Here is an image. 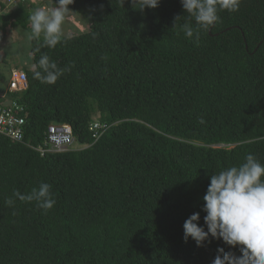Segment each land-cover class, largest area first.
Masks as SVG:
<instances>
[{
  "label": "trees",
  "instance_id": "trees-1",
  "mask_svg": "<svg viewBox=\"0 0 264 264\" xmlns=\"http://www.w3.org/2000/svg\"><path fill=\"white\" fill-rule=\"evenodd\" d=\"M36 1L0 11V30L30 34L34 62L22 70L29 89L9 96L25 107V143L0 134V264H212L219 247L240 255L222 240L185 242L183 224L199 212L203 225L212 174L249 153L264 164V0L220 10L207 30L181 0L143 12L131 0H74L69 13L89 31L54 48L32 38L30 16L55 0ZM44 54L70 69L54 84L34 77ZM13 70L0 58L1 94ZM96 120L107 126L100 138ZM53 123L70 125L76 143L42 156L27 144L43 145ZM42 182L51 209L14 196Z\"/></svg>",
  "mask_w": 264,
  "mask_h": 264
},
{
  "label": "clouds",
  "instance_id": "clouds-1",
  "mask_svg": "<svg viewBox=\"0 0 264 264\" xmlns=\"http://www.w3.org/2000/svg\"><path fill=\"white\" fill-rule=\"evenodd\" d=\"M73 2L55 0L56 7L50 10L35 9L30 16L32 38L38 39L43 34L44 45L49 48L60 43L62 25L66 15L72 11L70 5ZM159 3L160 0H131L133 9L141 12L146 8L154 9ZM240 3L241 0H181L185 13L205 30L220 19V10L236 12ZM181 17L174 18V25ZM183 28L187 37H193L189 24L185 23ZM196 38H199L198 34ZM38 66L40 70L34 72V77L47 84H54L70 70L58 67L47 54L40 57ZM51 189V184L42 182L30 193L16 191L14 196L20 201H35L39 208L47 211L56 203ZM203 201L202 211L206 213L204 223L200 224L199 212L191 214L183 224L185 242L191 238L197 247H203L205 242L211 243L212 239H216L230 248L239 249L240 255H236L223 247L217 248L212 264H264V164L249 153L239 166L212 174ZM8 203L12 204L13 200L9 199Z\"/></svg>",
  "mask_w": 264,
  "mask_h": 264
},
{
  "label": "built area",
  "instance_id": "built-area-1",
  "mask_svg": "<svg viewBox=\"0 0 264 264\" xmlns=\"http://www.w3.org/2000/svg\"><path fill=\"white\" fill-rule=\"evenodd\" d=\"M28 79L23 71L13 70L9 75L5 93H0V134L10 139L13 143H25L26 119L22 116L25 107L17 100L10 99V94L22 93L29 89ZM107 126L95 121L91 124L90 130L95 138H100L106 132ZM76 143L73 129L67 124L53 123L49 126L47 136L43 145L32 147L42 156L47 153L68 152Z\"/></svg>",
  "mask_w": 264,
  "mask_h": 264
},
{
  "label": "rangeland",
  "instance_id": "rangeland-1",
  "mask_svg": "<svg viewBox=\"0 0 264 264\" xmlns=\"http://www.w3.org/2000/svg\"><path fill=\"white\" fill-rule=\"evenodd\" d=\"M8 0H1L0 4L5 5L4 8L0 11H5L8 7ZM36 1V0H30ZM43 1V0H37ZM36 1V2H37ZM52 0H49L50 3ZM7 4V5H6ZM39 4V3H38ZM50 4H47L49 6ZM73 15L68 13L66 15L64 24L62 25V35L61 36H72L79 35L89 31V23L84 25L82 22V17L77 15L76 18H73ZM73 18V20H72ZM4 33L6 34V39H3ZM43 37V34L41 35ZM0 58L1 60H5L7 62L8 68H14L18 70H23L24 68L33 69L34 62L33 56L31 53V36L28 32L18 28L7 30H0ZM0 73H4L0 72ZM1 79V78H0ZM2 81V80H1ZM1 86V84H0ZM95 119L98 120L96 116Z\"/></svg>",
  "mask_w": 264,
  "mask_h": 264
}]
</instances>
